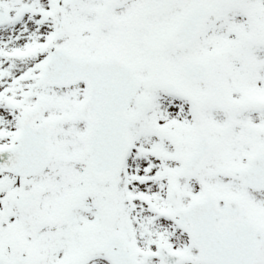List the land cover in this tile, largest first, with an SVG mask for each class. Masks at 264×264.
<instances>
[{
	"label": "snow or ice",
	"instance_id": "6c2138e0",
	"mask_svg": "<svg viewBox=\"0 0 264 264\" xmlns=\"http://www.w3.org/2000/svg\"><path fill=\"white\" fill-rule=\"evenodd\" d=\"M0 264H264V0H0Z\"/></svg>",
	"mask_w": 264,
	"mask_h": 264
}]
</instances>
